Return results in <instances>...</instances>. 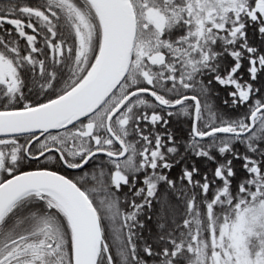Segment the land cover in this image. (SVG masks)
<instances>
[{
  "label": "snow or ice",
  "instance_id": "obj_1",
  "mask_svg": "<svg viewBox=\"0 0 264 264\" xmlns=\"http://www.w3.org/2000/svg\"><path fill=\"white\" fill-rule=\"evenodd\" d=\"M0 264H264V0H0Z\"/></svg>",
  "mask_w": 264,
  "mask_h": 264
},
{
  "label": "trees",
  "instance_id": "obj_2",
  "mask_svg": "<svg viewBox=\"0 0 264 264\" xmlns=\"http://www.w3.org/2000/svg\"><path fill=\"white\" fill-rule=\"evenodd\" d=\"M186 126H187L186 124L183 125V127H186Z\"/></svg>",
  "mask_w": 264,
  "mask_h": 264
}]
</instances>
